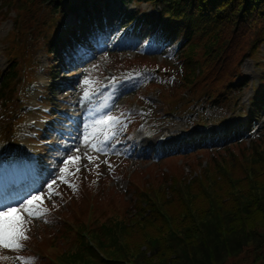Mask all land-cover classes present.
I'll list each match as a JSON object with an SVG mask.
<instances>
[{"label":"trees","instance_id":"1","mask_svg":"<svg viewBox=\"0 0 264 264\" xmlns=\"http://www.w3.org/2000/svg\"><path fill=\"white\" fill-rule=\"evenodd\" d=\"M136 1L158 6V13H144L146 20L162 21L169 36L187 39L179 53L182 70L174 94L166 90V102L183 115L237 106L234 93L249 84L243 61L251 56L264 66V0ZM90 4L0 0V21L9 18L12 9L17 11L5 48L15 60L0 70V106L8 110L19 103L17 120L28 109H19V99L25 98L22 89L37 69V51L46 52L50 73L56 70L55 54L71 57L70 40L55 36V28L64 14ZM93 6L102 8L99 2ZM26 14L28 19L22 21ZM43 17L47 19L42 23ZM165 69L163 76L172 72ZM263 104L264 68L248 110L251 117L239 124L240 130L252 124ZM216 155V165L193 184L171 188L170 193L164 184L142 191V218L132 226L120 221L92 228L98 251L83 235L84 227L64 230L59 236L66 239L68 250L47 264H264V135L223 147Z\"/></svg>","mask_w":264,"mask_h":264},{"label":"rangeland","instance_id":"2","mask_svg":"<svg viewBox=\"0 0 264 264\" xmlns=\"http://www.w3.org/2000/svg\"><path fill=\"white\" fill-rule=\"evenodd\" d=\"M99 3L103 8L97 12L98 14L95 11V16L91 18L100 23L99 17L101 16L102 23L100 31L98 29L99 34L97 37L99 40L92 43L94 44L92 46V58L85 62V66L76 67L73 70L69 59L64 62L56 54L53 57V61L56 62V74H49L46 70L49 58L44 51H38L37 70L33 74L32 82L36 88L31 91L28 89L30 93L24 101L32 109L22 119V121L24 120L22 123L26 127L23 128L19 125H16L15 128L12 127L14 124H12L11 117L16 113L17 104L13 105L10 113H6L0 122V132H2V136L0 135V157L7 156L6 161H0V164H2L0 165V192L1 190L4 192V195L0 197V204L21 207V202L26 201L28 194L22 195L16 203L10 202L11 197H14L10 183L16 179L27 183L31 178L28 186L32 181H35L36 190L41 192L44 190V194L52 195L55 192L56 184L60 183L66 175L64 172L66 161H63L66 157L67 159L69 157H80V163L84 164L88 161L91 153L97 154L95 151H102L105 152L106 157L110 156L112 159H118L119 161L125 159L124 170L133 171L139 168L144 169L159 156L171 153L164 149L160 151L159 156L154 154L153 149L157 145L158 147L170 144L181 145V149L175 151L176 153H182L185 150H197V153H199L201 147H223L241 133V131L236 132L235 129L238 122L247 116L244 110L239 108L240 106L227 110L212 107L206 111L208 113L199 110L196 114L198 119L203 120V122L175 117L174 127H172V121L167 118L163 128H156L151 133L142 126V123H139L134 130L133 138L128 139V135L132 131L130 129L132 122H126L124 115H126L128 107L134 109L141 107L136 102L135 97L146 86L148 77L141 76L140 69L146 70L144 68L139 67V69L133 71L125 67H112L111 62L116 58L120 60L131 58L139 51L148 52L150 55L155 54V56L149 57H153L156 61L167 56L176 62L177 58L175 57L181 46L184 45L186 38L182 35L168 37L160 22H146L142 18H139L138 21L128 19L133 12H135V17L146 11H157L158 6L152 7L147 2L136 4L132 0H102ZM82 11V9H79V12ZM83 13L85 17H89L88 12L83 11ZM15 17L16 11L14 9L11 11L9 19L0 22V68L3 70L8 68L10 62L5 54L4 46L6 45L7 34L14 26ZM28 17L29 14H26L22 21L28 19ZM76 18L77 16L74 13H67L57 29L62 30L67 26L75 28ZM82 30L86 29L82 28ZM128 40H134V42ZM262 47L264 53V44ZM113 71H116L119 75H126V79L110 90H105L110 97V101L100 106L98 102L101 101L102 84L110 78L106 77V73L111 74ZM243 71L249 76V84L244 86L243 90L235 92L234 95L240 99V104L248 109L255 90L254 87L259 84L262 70L258 61L248 56L243 63ZM143 74L147 75L151 72L148 71ZM48 86H54L55 88V92L52 94L53 98L49 102L40 103L38 99L42 97V92L48 94L53 92V88H48ZM158 90L159 88L156 87L157 94L150 93V95L153 94V102L157 104L155 107L149 104L155 113L163 111V107L158 105L160 103ZM43 96L46 97L45 94ZM43 100H46V98ZM49 105L51 110H47ZM57 105L60 110L54 112V107ZM263 109L258 123L259 128H261L256 132L257 134L264 130ZM45 111L50 114H45ZM116 114H119L125 122L117 128L113 142L96 139L95 134L102 130V124H104L102 121L107 116L115 117ZM1 115L0 112V117ZM127 124H129L128 129ZM173 128L178 132L177 134L173 133ZM38 129H45L47 132L45 135L47 136L38 138ZM252 136L254 135L249 131L245 132L247 139ZM157 137H161L160 140H157ZM188 137L195 139L187 141ZM19 141H24V145H21ZM16 148L20 152L12 155L11 153ZM4 151H7L8 154L3 155ZM177 161H180V158L174 159L171 157L166 160V163L173 173L179 174L181 169L177 166ZM44 163L47 165V170L43 168ZM56 165L58 167L57 173L51 179L47 172ZM34 172L39 173L37 178L33 174ZM145 175L148 176V174ZM50 184L53 185L52 188H49ZM112 184L120 190H125L128 186V180L117 175ZM19 190L17 189L15 194ZM76 191L78 198L76 199L71 195L70 200L73 203L68 207L71 210L85 209L83 208L84 200L89 195H93L91 184L79 183ZM130 196L131 191H128L125 197ZM25 207L26 203L21 208ZM100 210H104L106 213L113 211L110 205L100 202L95 209L89 211V214L93 215ZM21 212L23 216L27 215L26 212L22 210ZM61 215L62 221L70 219L66 213H61ZM35 224L40 227L39 222H35ZM10 252L17 254L15 248L7 250V253Z\"/></svg>","mask_w":264,"mask_h":264},{"label":"snow or ice","instance_id":"3","mask_svg":"<svg viewBox=\"0 0 264 264\" xmlns=\"http://www.w3.org/2000/svg\"><path fill=\"white\" fill-rule=\"evenodd\" d=\"M114 117H108L107 120L102 121V123H109L113 121ZM70 161H75L80 159V157H69ZM89 160L92 157H88ZM98 166V165H97ZM79 171V169H77ZM55 182L53 181V184ZM52 184L49 188H52ZM44 200V194L32 195L30 198L26 199L25 202H21V207L26 203L27 207L24 211L31 215L33 218H38L36 212L33 208L36 204L42 203ZM21 207H16L8 204H0V245L5 248H22L23 245L20 243L23 239H28L26 231L23 227L24 216L21 212ZM40 215H45V213H40ZM25 261V264H32L33 258H21Z\"/></svg>","mask_w":264,"mask_h":264}]
</instances>
